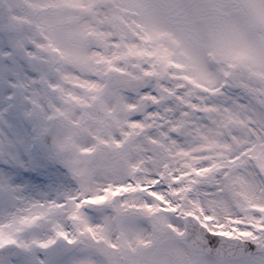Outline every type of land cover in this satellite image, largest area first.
<instances>
[{
    "label": "snow or ice",
    "instance_id": "1",
    "mask_svg": "<svg viewBox=\"0 0 264 264\" xmlns=\"http://www.w3.org/2000/svg\"><path fill=\"white\" fill-rule=\"evenodd\" d=\"M0 264H264V0H0Z\"/></svg>",
    "mask_w": 264,
    "mask_h": 264
}]
</instances>
